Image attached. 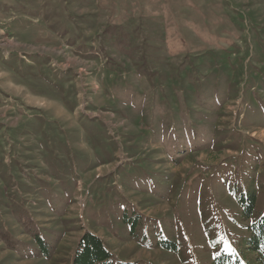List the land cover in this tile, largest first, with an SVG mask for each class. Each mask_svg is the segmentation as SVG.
I'll use <instances>...</instances> for the list:
<instances>
[{
    "label": "rangeland",
    "instance_id": "obj_1",
    "mask_svg": "<svg viewBox=\"0 0 264 264\" xmlns=\"http://www.w3.org/2000/svg\"><path fill=\"white\" fill-rule=\"evenodd\" d=\"M263 214L264 0H0V264H214Z\"/></svg>",
    "mask_w": 264,
    "mask_h": 264
},
{
    "label": "trees",
    "instance_id": "obj_2",
    "mask_svg": "<svg viewBox=\"0 0 264 264\" xmlns=\"http://www.w3.org/2000/svg\"><path fill=\"white\" fill-rule=\"evenodd\" d=\"M239 203L243 206V214L251 218L256 211L257 194H241ZM137 221L133 224L136 227ZM250 235L241 251H222L214 257V264H264V214L254 220L248 227ZM167 249L177 251V244L169 245L167 240L161 241ZM41 246L47 250L43 240ZM74 264H119L113 260L102 238L92 232H86L80 241V247L74 257ZM138 264V263H124Z\"/></svg>",
    "mask_w": 264,
    "mask_h": 264
}]
</instances>
